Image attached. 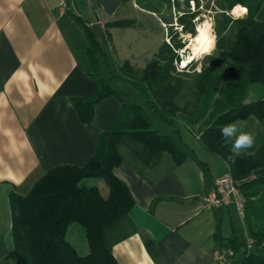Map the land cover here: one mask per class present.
Listing matches in <instances>:
<instances>
[{
    "label": "trees",
    "instance_id": "1",
    "mask_svg": "<svg viewBox=\"0 0 264 264\" xmlns=\"http://www.w3.org/2000/svg\"><path fill=\"white\" fill-rule=\"evenodd\" d=\"M162 1L179 11V0ZM189 1L183 0L187 5ZM193 1L197 9L179 11L177 17L183 32L194 33L193 19L199 12L200 0ZM263 2L206 0L205 10L214 12V49L210 55L192 60L187 71L175 72V62L179 59L177 49L183 43L175 42L177 33H174L171 35L174 44L163 40L140 74L136 75L134 65L126 60L110 69L109 79L100 75L99 39L82 17L75 16L87 35L89 45L85 52L99 88L90 97H71V104L85 124L91 122L93 109L103 98L116 96L120 111L101 131L94 152L83 165H56L25 195L9 193L14 264H118L112 247L136 230L129 219L133 196L113 171L123 161L120 146H125L145 166H155L163 152L169 153L175 164H182L186 153L180 146L178 121L195 133L206 150L227 165L243 196L244 215L252 205L262 207L260 197H252L264 188V21L256 18ZM237 6L246 7L247 12L234 18L230 11ZM147 10L157 12L158 7L149 5ZM131 25L132 21L126 19L105 23L106 28ZM102 33L110 43L108 31L103 29ZM198 63L197 71L194 69ZM113 80L131 85L160 120L173 126V134L166 135L152 128L144 107L127 102L112 87ZM253 83L262 86V94L255 100L243 101ZM251 116L259 121L263 136L236 156L231 151V142L222 137L221 128ZM197 162L207 170L205 163ZM94 178L103 181L105 193L97 184L88 183ZM73 222L83 227L88 248L85 254L78 253L66 237L67 228ZM249 237L253 239L251 247L239 242L233 233L222 237L217 226L215 249L232 247L236 251L235 264H264V252L259 249L264 228L250 232ZM144 243L148 253L156 257L158 249L153 241L145 239Z\"/></svg>",
    "mask_w": 264,
    "mask_h": 264
},
{
    "label": "crops",
    "instance_id": "2",
    "mask_svg": "<svg viewBox=\"0 0 264 264\" xmlns=\"http://www.w3.org/2000/svg\"><path fill=\"white\" fill-rule=\"evenodd\" d=\"M124 2L88 0L92 22L101 33L105 23L127 19L118 15ZM75 16L81 17L74 0H0V253L9 264H14L9 193L25 195L56 165H83L94 152L101 131L120 111L116 96L103 98L95 105L91 122L85 124L71 104V97H90L99 88L85 52L89 41ZM157 19L161 25L160 17ZM129 27H135V22ZM113 28H107L108 47L115 55ZM110 69L107 76L100 69L103 79L111 77ZM112 87L119 93L126 89L120 80H113ZM236 122L256 128L255 137L262 138L255 117ZM199 144L201 158L184 151L182 164H175L163 152L155 166H145L129 150L120 151L123 161L113 171L133 196L129 219L136 230L112 247L118 264H217V226L222 237L233 233L239 242L264 228V188L252 197H260L262 207L246 208L247 229L242 223V236L236 227L233 197L210 202L212 182L219 173H210L197 162H215L213 157H205L206 149ZM145 239L157 247L156 257L148 253ZM259 249L264 252V240ZM87 250V243L81 245L82 254Z\"/></svg>",
    "mask_w": 264,
    "mask_h": 264
},
{
    "label": "rangeland",
    "instance_id": "3",
    "mask_svg": "<svg viewBox=\"0 0 264 264\" xmlns=\"http://www.w3.org/2000/svg\"><path fill=\"white\" fill-rule=\"evenodd\" d=\"M143 3V4H141ZM149 3H148V2ZM193 0H190L188 2V5L183 2V0H179L180 2V8L179 11H187L190 9V11H195L197 8H195V2ZM136 2L137 6H142L144 10H141L137 8L134 4ZM199 12L194 17V33L191 32H183L182 28L180 27L179 23L177 22V17L180 14L178 11V8H175L174 6H171L170 8L164 3L162 0H125L123 3L120 11L119 16L123 18H127L126 20L135 22V27H115L111 30V40H112V46L115 49V55H113V49L109 50L107 40L105 36L101 33L99 36L100 46H101V52L98 54L99 59V65L100 69H102V73L104 76L108 75V67L112 68L113 66H119L124 61H129L132 65H134L136 70V75L140 74L143 67L145 66L146 62L148 60H151L154 56V52L157 50L159 44L161 41H166L167 43H173L171 35L174 33H177V36L175 38V42L178 40L183 43V45L179 49H184V54L191 53V39L192 37L197 33L198 29H202L204 31H207L208 33V41H211V44L213 45L212 50L214 49L215 44V35L213 32V15L214 12L211 10H205L206 7V0H200L199 1ZM151 7L157 6L158 11L155 12L156 16L152 15V13L147 10L149 8V5ZM212 1L210 3V6L212 5ZM148 5V6H145ZM241 6V5H240ZM239 6V7H240ZM148 7V8H146ZM243 7V6H242ZM241 7V8H242ZM230 14L237 18V15L234 14L233 10L230 11ZM244 16L245 13L239 15ZM157 16L160 17V20L162 21L160 25V21L157 19ZM256 17L264 20V3L262 7L260 8V12L258 13V16ZM121 20V19H119ZM112 22V21H111ZM165 24L166 27L163 25ZM103 29H106V26H102ZM181 28V29H180ZM214 37V39H213ZM214 40V42L212 41ZM174 44V43H173ZM209 47V44L206 46V48ZM191 48V49H190ZM177 49V52L178 50ZM207 53L205 51H202L200 54H198L195 59L200 60L203 55H206ZM179 55V53H178ZM114 58V60H112ZM108 65V66H107ZM199 70V63L197 64L196 68L194 70ZM125 85V86H124ZM122 86L126 89H119L121 93L126 92V95H123L124 98H126V101L128 102H136L140 105H142L145 109V112L147 113L149 117V121L151 123V127L154 129L159 130L160 132L164 134H168L172 132L173 126L163 122L159 119L157 115H155L151 109L148 108L145 104V99L142 95H140L131 85L122 83ZM262 86L259 83H253L249 86L248 91L246 92L243 101L246 100H255L262 94ZM240 125V124H239ZM242 130L251 132L254 134H257L258 131H256V128H251L249 124H241L240 125ZM177 127L179 128L181 140L183 143L187 144L186 147L183 143L180 144L181 149L189 154V152L193 153L198 158H201L199 151L197 150V145L199 146V142L197 138L194 136V133L190 131L187 126L183 122H177ZM196 126H194L195 128ZM259 136L255 137V142H257ZM196 147V148H195ZM187 148V149H186ZM120 150L122 152L128 151V149L125 146H120ZM205 153V157H213L212 159L215 161H204L206 167L208 168V171L210 170V173L213 172L219 173L218 177L224 176L227 174L226 167L224 163L216 157L211 152H208V150H203ZM190 153V154H191ZM90 184H97L101 190V192H106V186L104 185L103 181L100 178H94L90 179ZM235 214L237 217L234 218L238 223V230L240 232V235L242 236L243 229H242V223L245 224L247 229V223L246 219L243 218L240 223L238 222L239 214L238 210L235 206ZM225 218H227V215H225ZM225 222V220H224ZM237 225V224H236ZM73 228L75 231H72ZM244 236V235H243ZM67 239L78 248V251L80 254H82L83 251H81V245H86V240L83 233V227L76 222H73L70 224L68 228V232L66 234ZM1 248V246H0ZM9 255H11V250ZM0 264H9L8 259L6 258V255L3 256L0 253Z\"/></svg>",
    "mask_w": 264,
    "mask_h": 264
},
{
    "label": "built area",
    "instance_id": "4",
    "mask_svg": "<svg viewBox=\"0 0 264 264\" xmlns=\"http://www.w3.org/2000/svg\"><path fill=\"white\" fill-rule=\"evenodd\" d=\"M193 3V1H192ZM245 8L246 7H242ZM238 17V16H237ZM165 27L166 25L163 24ZM181 29V28H180ZM184 49H179V59L175 62V72L182 73L183 71H187L189 65L192 60L189 59V52L184 54ZM213 192L211 197V203L217 204L227 195H231L234 199L235 206L238 210V214L241 219L244 218V199L238 188V184L232 179L229 173L221 177H215L213 179ZM247 247H251L253 243V239L251 237H247L244 241ZM236 251L229 246H221L217 247L215 250V260L217 264H235Z\"/></svg>",
    "mask_w": 264,
    "mask_h": 264
},
{
    "label": "clouds",
    "instance_id": "5",
    "mask_svg": "<svg viewBox=\"0 0 264 264\" xmlns=\"http://www.w3.org/2000/svg\"><path fill=\"white\" fill-rule=\"evenodd\" d=\"M212 48L213 45L210 44L205 52L210 55ZM221 135L225 140L231 142V151L236 156H239L244 150L251 148L255 143L254 134L242 130L238 122L224 125L221 128Z\"/></svg>",
    "mask_w": 264,
    "mask_h": 264
},
{
    "label": "bare ground",
    "instance_id": "6",
    "mask_svg": "<svg viewBox=\"0 0 264 264\" xmlns=\"http://www.w3.org/2000/svg\"><path fill=\"white\" fill-rule=\"evenodd\" d=\"M208 45V33L202 29H198L195 36L191 39V53L188 55L189 59H194L200 54Z\"/></svg>",
    "mask_w": 264,
    "mask_h": 264
},
{
    "label": "water",
    "instance_id": "7",
    "mask_svg": "<svg viewBox=\"0 0 264 264\" xmlns=\"http://www.w3.org/2000/svg\"><path fill=\"white\" fill-rule=\"evenodd\" d=\"M79 15L90 25L94 36L99 39V31L98 26L96 23L92 22L89 7H88V0H74Z\"/></svg>",
    "mask_w": 264,
    "mask_h": 264
},
{
    "label": "snow or ice",
    "instance_id": "8",
    "mask_svg": "<svg viewBox=\"0 0 264 264\" xmlns=\"http://www.w3.org/2000/svg\"><path fill=\"white\" fill-rule=\"evenodd\" d=\"M233 12H234L235 15L239 16V15H241L243 13H246L247 9L237 6L235 9H233ZM208 44L209 45L211 44L210 40L208 41ZM204 51H207V48H205Z\"/></svg>",
    "mask_w": 264,
    "mask_h": 264
}]
</instances>
